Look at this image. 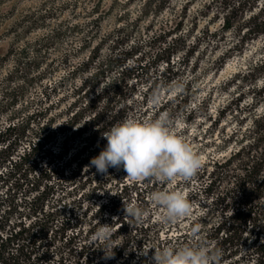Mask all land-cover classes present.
Masks as SVG:
<instances>
[{"label":"trees","instance_id":"16d2710c","mask_svg":"<svg viewBox=\"0 0 264 264\" xmlns=\"http://www.w3.org/2000/svg\"><path fill=\"white\" fill-rule=\"evenodd\" d=\"M188 11L186 3L173 26L157 35L162 45L150 54L130 40L125 27L101 33L97 13L82 21L38 15L24 23V9L13 11L10 39H20L15 46L10 41L11 51L0 56V67L4 61L10 66L3 69L0 86L1 262L115 261L122 248L115 241L120 227L111 228L108 241L91 239L111 212L107 204L115 203L98 205L87 219L90 195L82 191L83 161L77 160L97 155L106 144L103 133L125 117L167 114L201 125L204 159L191 179L170 182L191 203L190 214L171 224L149 215L135 228L142 249L135 264H153L154 250L143 253L149 246L190 242L196 226L198 239L222 250L220 264H264V0H202ZM188 16L191 22L183 27ZM39 23L40 35L21 45L24 33L32 34ZM228 62L234 70L220 84L227 95L223 105L210 110L211 90L190 105L194 88L191 80L181 81L185 67L191 64L196 75L220 71ZM160 63L161 69L155 68ZM15 78L21 82L12 84ZM177 84V92L155 101L157 92ZM28 86L33 91L26 100ZM137 184L124 180L118 196ZM167 184L154 179L146 187L165 190ZM137 193L146 204L148 197ZM118 220L123 226L128 216Z\"/></svg>","mask_w":264,"mask_h":264},{"label":"rangeland","instance_id":"374dc122","mask_svg":"<svg viewBox=\"0 0 264 264\" xmlns=\"http://www.w3.org/2000/svg\"><path fill=\"white\" fill-rule=\"evenodd\" d=\"M201 1L202 0H0V56H3L7 52L11 51V45H9L10 41L13 42L15 46L17 41L20 39L18 38L17 41L10 39V33L13 29V20L10 19L14 10L24 9V23L25 21L32 20L30 17L38 15H47L48 19V15H50V17H54L55 15L59 14L69 18V20L73 19V21H82L89 13H97V26L100 27L101 33L110 31L114 27H125L124 31L130 37V40L136 42L139 45V49L141 51L150 54L156 50L157 46L162 45L161 41L157 40V35L167 32L169 27L173 26V24L178 19L179 10L181 7L187 3L189 9L188 15H190ZM147 2L150 3V8L145 9L144 5H146ZM141 8L144 10L143 13L139 12ZM49 10L57 11L56 14H54L53 11L52 13L49 12L48 14ZM74 13L76 19L73 18ZM60 18L62 19V17ZM190 22L191 19L189 17L184 21L183 27H187ZM39 25L40 23L38 26L33 25V28L30 29L33 31L32 34L24 33V38H22V41H19L21 45L26 43L28 37L40 35L41 29H39ZM66 43H68V40L65 37L63 39V46H65ZM25 54L26 53L24 52V55ZM254 56L255 53H251V57ZM193 57L194 56L192 55V60ZM162 65L163 64L160 63L155 68L161 69ZM190 65L185 67L181 75L182 82L187 80L192 81L194 90L191 93L190 105L196 104L197 99L201 97L203 92L211 90L212 96L209 100V108L215 113L218 107L223 105L227 99L226 92L223 90V88H221L220 84L227 80L229 75L233 72L234 67L232 66L231 62H228V64H226V66L220 71L211 69L207 73H197L195 75V73L190 69ZM8 68H10L8 62L4 61L1 63L0 86L2 84V78L4 74L3 69L6 70ZM194 77L196 78L194 79ZM20 82L21 80L19 78H15L13 79L12 84L16 85ZM137 86L138 90L136 93L139 95L140 91L145 87V83L137 84ZM30 87L28 86L25 93L23 92V99L29 100L31 97L33 89H30ZM178 87V84L175 87H169L168 89L170 90H166V88L164 89V87H162V90L164 89V91L156 93L158 95V99L155 101H163V99L169 97L168 91L169 95H172L174 92H177ZM152 99L153 97L151 98V101L154 102ZM158 103L159 102H156V104ZM169 120L171 122L172 132L189 144V146L200 157V159H204L203 151L200 149L201 140L199 137V131L201 130V125L195 123L194 121L192 123H187L183 118L180 117L175 120ZM203 126L204 124H202V127ZM192 135H195L196 138L192 139ZM92 157L94 156L84 160L86 157L81 156L77 160L79 161L81 159V161L78 162L80 165L83 161L81 166V174L82 180L85 179V181L83 182L84 186L82 191H84V193H89L90 195V198H86V205L91 206L87 215V219H90L89 217L92 215V213H94L98 205L102 203L107 204V201L111 199L115 203L117 210H112L115 207L112 206V204H107V211L111 212H109L110 214L105 217L104 220L99 221V223L102 225L108 224L112 229L120 227L118 233L116 234L115 241L118 246L122 247L120 250V256H118L115 261L109 263L106 260L102 261V259H97L101 262H97L96 264H135L138 261V255L142 250L136 246L137 239L134 240V238L137 237L135 228H137V225L141 224L142 222L137 223L134 221L132 223L128 217L129 222L127 220L126 224L121 226L120 220H118V218L119 215H125L123 203L131 202L133 200L136 201L139 206L146 209L149 215L157 216L159 210L155 208L148 199L146 204H144L137 191L141 194H145V196L148 197L152 191L159 189H156L157 187H146L148 182L150 183V181L154 180V178L150 177L149 181L147 178L142 181H137V189L134 190V188H132L128 191V194L118 196V186L124 180L127 183H131L133 180L126 176V172L122 167H110L108 168L106 174L98 173L94 166H89V161ZM169 183L170 182H168L167 185H169ZM149 215L143 220L144 222L149 217ZM109 218H111L112 221ZM128 235L130 237H128ZM55 250L57 251V254L54 256V258H52L54 261L58 260L60 257L58 249ZM132 252L134 253L132 254ZM99 257L101 258L100 254L98 255V258ZM71 261L72 264H74V259L71 258ZM85 261L87 260L84 259L83 264H88ZM149 261L153 263L152 257L149 259ZM0 264H9V262L0 261ZM53 264L57 263L54 262Z\"/></svg>","mask_w":264,"mask_h":264},{"label":"clouds","instance_id":"9594fccd","mask_svg":"<svg viewBox=\"0 0 264 264\" xmlns=\"http://www.w3.org/2000/svg\"><path fill=\"white\" fill-rule=\"evenodd\" d=\"M102 137L106 144L89 161V166H94L98 173L106 174L110 167H122L133 181L151 177L164 183L178 177L189 180L202 165L200 157L189 144L172 132L167 114L144 120L129 115L113 124ZM148 200L159 209L156 219L163 224L175 223L191 211V203L185 194L172 189L171 183L168 189L152 191ZM123 210L137 223L149 215L134 200L123 203ZM100 225L92 234V241L110 239V225ZM198 231L199 226L192 228V239L181 246H149L143 253L154 250L153 264H220L222 250L198 239Z\"/></svg>","mask_w":264,"mask_h":264}]
</instances>
